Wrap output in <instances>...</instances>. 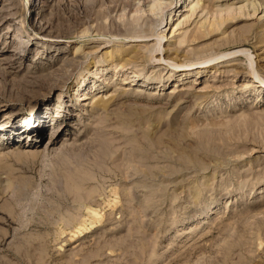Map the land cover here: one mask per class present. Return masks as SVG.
Listing matches in <instances>:
<instances>
[{"label": "rangeland", "instance_id": "rangeland-1", "mask_svg": "<svg viewBox=\"0 0 264 264\" xmlns=\"http://www.w3.org/2000/svg\"><path fill=\"white\" fill-rule=\"evenodd\" d=\"M190 1L0 0V187L33 180L16 218L0 188V264H264V0ZM25 76L35 85L12 91ZM33 115H52L42 134L13 138ZM105 117L119 153L89 168L96 215L49 176L63 143L71 165L89 155ZM127 167L147 171L125 181Z\"/></svg>", "mask_w": 264, "mask_h": 264}, {"label": "bare ground", "instance_id": "bare-ground-1", "mask_svg": "<svg viewBox=\"0 0 264 264\" xmlns=\"http://www.w3.org/2000/svg\"><path fill=\"white\" fill-rule=\"evenodd\" d=\"M193 1L194 0H192V1H190L188 3L187 6H191L189 9L187 7H184L183 10H189V11L191 10V12L195 11L196 3H194L192 5L191 3ZM101 2H102V0H88V2L86 3V5H87L86 7L87 8L96 7L97 5H99V3L101 4ZM199 2H200V0L197 1V4ZM160 7L162 8V6H160ZM141 8H142V6L139 3L138 6L136 7V9L137 10H141ZM15 13L17 14L16 11H15ZM14 17H15L14 14L13 15H9V18H12L13 20H14ZM220 19L224 20L225 18L224 19L220 18ZM4 23H6V21H4L3 24ZM209 24H210L211 27H214L215 25H216L215 27H218L217 21H212V22L210 21ZM58 25L59 24H57L56 27H58ZM201 26H205V24L203 23V24H201ZM60 28H63V26L59 27L58 29H60ZM65 28H67V27L64 26V28L61 31L60 30L59 31L60 32L68 31L69 27L64 31ZM179 28H181V27H178L177 29H179ZM200 28H202V27H200ZM177 29H176V26H175L173 28L172 32H174ZM142 30L143 29H141V31ZM213 30L209 28V32H211ZM127 31L132 33L130 28H128ZM202 33L203 32H199L198 31L197 33H194V37L197 38V37H199V35H202ZM15 40L19 41L21 44H22V42L25 41V39H23L21 37L20 38L19 37H15ZM177 49H178V47H177ZM14 50L18 51L19 49L15 48ZM117 52H118V50H117ZM111 56L113 57V53L111 54ZM118 56H119V54H118ZM129 60H130L129 58H125V61H129ZM223 60L224 59H221L219 61H223ZM122 64H123L122 66H124V63H122ZM201 71H202V69H199V68L197 70H195L196 74H200ZM188 73H191V71L181 72V74H184V75L188 74ZM35 82L36 81H34V79L33 80L32 79H27L26 76H25V77H23V79H18L17 81L12 82V84H13L12 87L14 88L12 91L22 92V93L27 92L29 90L28 87L35 85ZM61 82L62 81H60V79L59 80L58 79H53L50 82L51 84L46 83L47 87L51 86L50 88H48L49 90H47L48 91L47 95L50 94V89L61 88L62 87V85H60ZM122 82H128V81L127 80H122ZM182 89H183V87L179 88L178 90H182ZM111 96L113 97V94ZM85 98H86L85 94H82V96L78 97V99H81V100H83ZM113 98H115V97H113ZM107 99H109V98H107ZM110 100L111 99L106 100V101L102 100L103 102H100L98 100L95 103V105H93V107H96V106H98L100 104L106 105L108 102H110ZM54 108L57 109V113H56L57 116L61 115L62 113H60V112H61V110L64 109L63 107H61L60 104H56V107H54ZM50 116H52V115H49V116H47V118H44L45 121L44 120L38 121L37 118L33 115V118L31 120H28L27 125H29V126H27V125H26V127L19 126V129L22 132L18 131L16 136H14V134H13L12 135L13 138H17V139L22 138L23 136H25L23 134V132H25L26 130H29L31 128V130L29 131L31 134H29V136L28 135L27 136L29 137V140L35 139L36 137L40 136L42 134L43 130L46 128V125L49 122L48 120H49ZM122 116H123V118L121 120L122 123H124L125 125L129 124L128 126H130V123L133 120L132 112L131 111H126ZM25 118H27V116ZM110 120H111L110 118L107 119L105 117L102 120V122H103L102 125H98L96 127V132H98L99 134L97 133L98 137L94 139V144H95L94 148L89 151V155H87L86 158H83V159L80 158V160L78 161V163L76 165H71V159L72 158H70V155L74 152L75 146L63 143L60 146V148L56 151V157H55L56 159L54 161L55 163H54V165H53V167L51 169V173H50V176H49V182L51 183V186H53V188H54V194H56L55 196H57L60 201H63L64 203H68L69 201H73V202H75V204L76 203H81L80 205H83L82 203H84V202H86V200L90 199L91 207H92L90 210H92L96 215L99 213V211H97L94 208L99 206L98 203H99V200H101L102 196H100L101 194H99V196H100L99 198L97 196L96 199H93L92 197H90L89 192L85 190L84 186H85V184L89 183L91 178H92L91 177L92 174H90V171H89V168H91L92 165L102 166V165H105L106 163H108L109 161L110 162H115L118 159V153L119 152H118L117 146H115V143H116L115 126L112 125L110 129L108 128L109 127L108 125L111 122ZM30 121H31V123H30ZM57 121L53 120L51 122V123H53V125H52V128H53L52 135H57L60 132V129L57 127V125H55ZM34 125H36V126L33 129L32 127ZM24 128H25V130H24ZM2 130L3 129H1L0 131H2ZM0 135H2V133ZM50 142H51V145L55 144L56 143V137L52 138V140ZM26 155L30 156V159H29L30 161H28V163H27L28 167H31L32 169H34L36 167V165L40 164L39 160L42 158L40 153H35V151H34V152H32L30 154H26ZM136 155L140 156V160L142 161V163L146 164V160H147L148 154H147L145 149H142V148H139V149L136 148L135 149V148H133L132 156L135 157ZM127 168H129V169L127 171L124 170V172L122 174V176H123L125 181H127L128 178L136 177V175L139 176L141 174V172H146L147 171V170H144V168H142V169H139L137 167H134L132 169H131V167H127ZM32 182H33V180H32L31 177L24 178V179L20 180L19 182H17L16 185H13V186L10 183V181L7 180V179H4L3 181H1V187L0 188H1V191L4 194L11 187H12V190H13V195H10V196H8L5 199V205H4L5 208L9 211L8 213L10 214V216H12L13 218L18 217V215L20 214L19 209L17 208L18 207L17 204H18L19 200L21 198H23V196H25L28 193V191L30 189L29 187L32 184ZM135 194L136 193H134V191H132V190L126 191L125 192V197H126L127 201H131L134 198H136ZM54 208L56 209L55 206H54ZM23 251L24 252L27 251V255L30 258L33 257V253L29 250L28 246H26V248H23Z\"/></svg>", "mask_w": 264, "mask_h": 264}]
</instances>
